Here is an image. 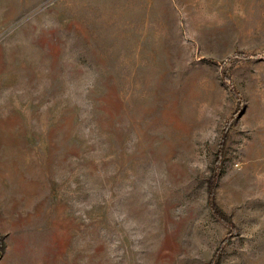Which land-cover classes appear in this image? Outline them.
<instances>
[{
  "label": "rangeland",
  "instance_id": "rangeland-1",
  "mask_svg": "<svg viewBox=\"0 0 264 264\" xmlns=\"http://www.w3.org/2000/svg\"><path fill=\"white\" fill-rule=\"evenodd\" d=\"M0 264H264V0H0Z\"/></svg>",
  "mask_w": 264,
  "mask_h": 264
},
{
  "label": "trees",
  "instance_id": "trees-1",
  "mask_svg": "<svg viewBox=\"0 0 264 264\" xmlns=\"http://www.w3.org/2000/svg\"><path fill=\"white\" fill-rule=\"evenodd\" d=\"M212 187L213 186L210 185L209 188H208V203L211 206V208L214 211V213L218 214L217 208H216L215 203H214Z\"/></svg>",
  "mask_w": 264,
  "mask_h": 264
}]
</instances>
